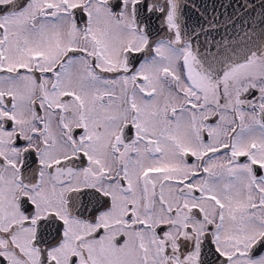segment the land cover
Returning a JSON list of instances; mask_svg holds the SVG:
<instances>
[{
	"label": "snow or ice",
	"instance_id": "obj_1",
	"mask_svg": "<svg viewBox=\"0 0 264 264\" xmlns=\"http://www.w3.org/2000/svg\"><path fill=\"white\" fill-rule=\"evenodd\" d=\"M0 264H264V0H0Z\"/></svg>",
	"mask_w": 264,
	"mask_h": 264
}]
</instances>
